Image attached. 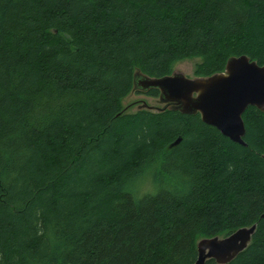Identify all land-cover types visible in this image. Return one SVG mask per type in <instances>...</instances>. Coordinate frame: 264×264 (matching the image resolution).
Wrapping results in <instances>:
<instances>
[{"label": "trees", "instance_id": "trees-1", "mask_svg": "<svg viewBox=\"0 0 264 264\" xmlns=\"http://www.w3.org/2000/svg\"><path fill=\"white\" fill-rule=\"evenodd\" d=\"M241 56L264 66V0H0V264H195L253 225L228 264H264V114L242 146L121 104L136 72Z\"/></svg>", "mask_w": 264, "mask_h": 264}, {"label": "water", "instance_id": "water-1", "mask_svg": "<svg viewBox=\"0 0 264 264\" xmlns=\"http://www.w3.org/2000/svg\"><path fill=\"white\" fill-rule=\"evenodd\" d=\"M249 59L247 56L231 58L223 73L208 78L190 79L177 73L151 78L137 72L141 76L133 77L134 90L143 94L158 90L159 99L172 106L159 111L173 109L184 115L199 114L204 124L233 143L245 146V111L254 107L264 114V66ZM255 230L253 225L224 238L198 241L195 264H205L208 260L230 263L249 246Z\"/></svg>", "mask_w": 264, "mask_h": 264}, {"label": "rangeland", "instance_id": "rangeland-1", "mask_svg": "<svg viewBox=\"0 0 264 264\" xmlns=\"http://www.w3.org/2000/svg\"><path fill=\"white\" fill-rule=\"evenodd\" d=\"M198 59H190L185 60L183 62L177 63L174 69V73L182 74V76H186L187 78L194 79L195 66L197 65ZM137 73V72H136ZM136 76H141V74L137 73ZM131 90V94L126 97L121 104L126 111V113H135L138 110H150V111H159L165 107L172 108V106H168L165 102H162L159 97H150L148 95L143 94L138 90ZM148 191L149 189L145 186L144 191Z\"/></svg>", "mask_w": 264, "mask_h": 264}]
</instances>
